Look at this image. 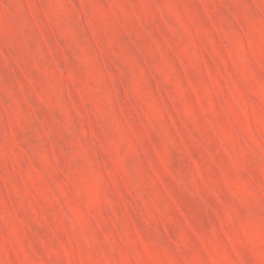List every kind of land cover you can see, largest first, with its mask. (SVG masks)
<instances>
[{
	"label": "rangeland",
	"instance_id": "rangeland-1",
	"mask_svg": "<svg viewBox=\"0 0 264 264\" xmlns=\"http://www.w3.org/2000/svg\"><path fill=\"white\" fill-rule=\"evenodd\" d=\"M0 264H264V0H0Z\"/></svg>",
	"mask_w": 264,
	"mask_h": 264
}]
</instances>
